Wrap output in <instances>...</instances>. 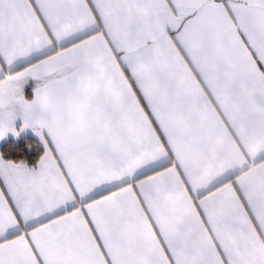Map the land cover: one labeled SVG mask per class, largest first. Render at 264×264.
<instances>
[{
	"label": "snow or ice",
	"instance_id": "1",
	"mask_svg": "<svg viewBox=\"0 0 264 264\" xmlns=\"http://www.w3.org/2000/svg\"><path fill=\"white\" fill-rule=\"evenodd\" d=\"M0 264H264V0H0Z\"/></svg>",
	"mask_w": 264,
	"mask_h": 264
}]
</instances>
